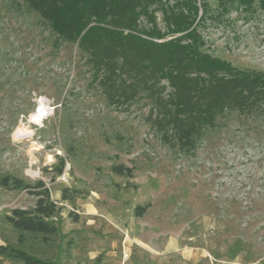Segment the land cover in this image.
<instances>
[{
    "label": "rangeland",
    "instance_id": "rangeland-1",
    "mask_svg": "<svg viewBox=\"0 0 264 264\" xmlns=\"http://www.w3.org/2000/svg\"><path fill=\"white\" fill-rule=\"evenodd\" d=\"M35 7L0 0V178L43 181L58 231L46 241L20 233L6 215L33 208L36 196L0 186V241L52 264H264V112L233 115L182 151L153 129L143 101L108 104ZM200 31L212 54L264 71L261 10L232 9ZM41 96L55 111L38 127L28 118ZM22 124L36 132L13 143ZM31 158L39 179L25 174ZM117 165L130 171L119 175ZM65 172L68 183L58 181Z\"/></svg>",
    "mask_w": 264,
    "mask_h": 264
},
{
    "label": "trees",
    "instance_id": "trees-1",
    "mask_svg": "<svg viewBox=\"0 0 264 264\" xmlns=\"http://www.w3.org/2000/svg\"><path fill=\"white\" fill-rule=\"evenodd\" d=\"M58 37L79 57L108 104L139 99L149 107L150 125L170 132L180 150L195 148L233 115L264 112V71L241 68L206 50L201 29L235 9L264 12V0H31ZM160 12L164 29L157 23ZM141 19L145 23L141 22ZM75 63V62H74ZM64 162L56 168L62 172ZM122 175V165L113 167ZM0 186L36 196L31 209L13 208L6 220L20 233L42 241L54 235L57 204L43 181L5 175ZM66 199V189L62 192ZM145 206H136L141 216ZM0 256L22 264H52L9 244Z\"/></svg>",
    "mask_w": 264,
    "mask_h": 264
},
{
    "label": "clouds",
    "instance_id": "clouds-1",
    "mask_svg": "<svg viewBox=\"0 0 264 264\" xmlns=\"http://www.w3.org/2000/svg\"><path fill=\"white\" fill-rule=\"evenodd\" d=\"M35 102L37 103V107L35 109V114L30 115L28 120H29V123H31V124H35L38 127H43L44 126V123H43L44 118H46V116L52 115L54 113L55 109L53 107H51V103H52L51 100H49L46 97H43V96L37 97ZM18 131L24 132L27 135H34L36 132V129L30 128V127L22 124L18 129L14 130V132L12 134V142L13 143L18 142V139L16 136V132H18ZM38 147L42 148L43 145H39ZM33 149L36 150L35 145H33ZM57 154L63 155V152L60 150H57ZM54 162H55V158L51 154H49L47 156V164H51ZM36 163H38V160L36 158H31L29 161V168L25 170V174L28 175L33 180L41 178L40 169H36L35 171L31 170V164H36ZM58 181H63L65 183H68L67 173L65 172L60 177H58Z\"/></svg>",
    "mask_w": 264,
    "mask_h": 264
},
{
    "label": "crops",
    "instance_id": "crops-1",
    "mask_svg": "<svg viewBox=\"0 0 264 264\" xmlns=\"http://www.w3.org/2000/svg\"><path fill=\"white\" fill-rule=\"evenodd\" d=\"M0 245H7V243H4V242H1L0 241ZM12 246V245H11ZM14 247V246H13ZM16 248V247H15ZM19 249V248H18ZM4 260V259H7V261L10 263V264H22L21 262H16V261H13V260H10L6 257H3V256H0V260Z\"/></svg>",
    "mask_w": 264,
    "mask_h": 264
},
{
    "label": "bare ground",
    "instance_id": "bare-ground-1",
    "mask_svg": "<svg viewBox=\"0 0 264 264\" xmlns=\"http://www.w3.org/2000/svg\"><path fill=\"white\" fill-rule=\"evenodd\" d=\"M33 114H35V111L31 114V115H33ZM19 128V127H18ZM17 128V129H18ZM16 136H18V137H30V135H27L26 133H24V132H21V131H18V132H16Z\"/></svg>",
    "mask_w": 264,
    "mask_h": 264
},
{
    "label": "built area",
    "instance_id": "built-area-1",
    "mask_svg": "<svg viewBox=\"0 0 264 264\" xmlns=\"http://www.w3.org/2000/svg\"><path fill=\"white\" fill-rule=\"evenodd\" d=\"M122 264V263H121Z\"/></svg>",
    "mask_w": 264,
    "mask_h": 264
}]
</instances>
